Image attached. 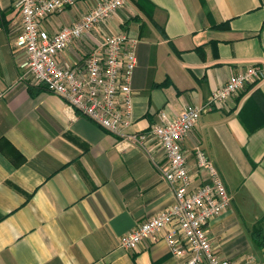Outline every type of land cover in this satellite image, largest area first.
Segmentation results:
<instances>
[{"label": "crops", "instance_id": "0c3cea01", "mask_svg": "<svg viewBox=\"0 0 264 264\" xmlns=\"http://www.w3.org/2000/svg\"><path fill=\"white\" fill-rule=\"evenodd\" d=\"M15 0H0V264H175L163 228L134 250L120 237L171 205L167 158L155 140L118 149L119 137L68 109L42 86L20 79L21 29ZM98 0H74L43 19L53 34L77 22ZM264 0H125L89 35L60 55L84 56L109 32L137 39L126 132L147 131L159 113L203 106L230 75L264 71ZM201 148L230 203L205 225L214 252L231 264H264V76L202 111L182 140L189 189L208 181ZM179 185V183H176Z\"/></svg>", "mask_w": 264, "mask_h": 264}, {"label": "built area", "instance_id": "2783aa9c", "mask_svg": "<svg viewBox=\"0 0 264 264\" xmlns=\"http://www.w3.org/2000/svg\"><path fill=\"white\" fill-rule=\"evenodd\" d=\"M74 0H15L19 10L21 29L15 46L21 51L18 68L20 79L42 86L60 96L68 109L92 120L119 137L118 149L144 145L156 141L165 157L167 167L163 179L173 186L174 202L155 215L136 225L119 239V246L134 250L156 231L166 228L165 236L175 264H231L214 252L205 230L207 222L220 215L230 203L227 189L216 168L204 151L196 147L197 165L205 169L208 181L196 189H189V174L182 140L198 122L203 110L238 94L246 83H254L264 76L261 67L251 66L213 91L205 105H186L183 111L169 117L159 113V121L147 131L126 132L132 120L133 90L131 80L136 65L137 39L125 30L109 32L95 40L82 62L72 64L60 55L75 40L89 35L125 4V0H98L81 18L49 34L41 22L61 11ZM7 89L0 87V98ZM179 183V185H176Z\"/></svg>", "mask_w": 264, "mask_h": 264}, {"label": "trees", "instance_id": "16d2710c", "mask_svg": "<svg viewBox=\"0 0 264 264\" xmlns=\"http://www.w3.org/2000/svg\"><path fill=\"white\" fill-rule=\"evenodd\" d=\"M262 28L264 29V21L262 23ZM251 235L253 241L257 244V246L264 247V232L259 224L253 227L251 231Z\"/></svg>", "mask_w": 264, "mask_h": 264}]
</instances>
